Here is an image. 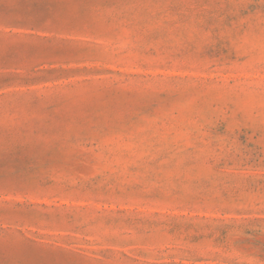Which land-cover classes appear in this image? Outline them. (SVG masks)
Listing matches in <instances>:
<instances>
[{"label":"rangeland","instance_id":"374dc122","mask_svg":"<svg viewBox=\"0 0 264 264\" xmlns=\"http://www.w3.org/2000/svg\"><path fill=\"white\" fill-rule=\"evenodd\" d=\"M0 264H264V0H0Z\"/></svg>","mask_w":264,"mask_h":264}]
</instances>
